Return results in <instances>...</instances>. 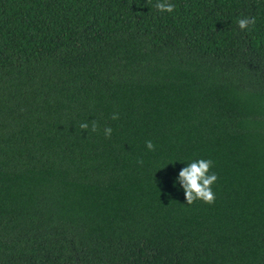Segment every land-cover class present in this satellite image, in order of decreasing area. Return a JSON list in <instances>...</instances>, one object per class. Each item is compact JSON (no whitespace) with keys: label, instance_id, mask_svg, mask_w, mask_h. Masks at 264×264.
<instances>
[{"label":"trees","instance_id":"obj_1","mask_svg":"<svg viewBox=\"0 0 264 264\" xmlns=\"http://www.w3.org/2000/svg\"><path fill=\"white\" fill-rule=\"evenodd\" d=\"M157 2L0 0V264H264V0Z\"/></svg>","mask_w":264,"mask_h":264},{"label":"clouds","instance_id":"obj_2","mask_svg":"<svg viewBox=\"0 0 264 264\" xmlns=\"http://www.w3.org/2000/svg\"><path fill=\"white\" fill-rule=\"evenodd\" d=\"M154 7L158 11L168 13L173 12L175 9V5L168 2V0H163V2H159L158 0ZM237 24L239 29L244 31L249 28L250 24H255V20L249 17H242L237 20ZM112 119H119V114L114 113ZM79 128L81 130H89V128H91V132H97L99 130V124L97 121L93 120L91 121V125L87 122L81 123ZM112 131L111 127L105 128V137L110 138ZM146 147L150 151L155 150V145L150 140L146 142ZM139 163L142 164L143 161L140 160ZM212 166L213 161L211 159L193 160L180 172L179 183L183 184L186 191V204L192 205L197 200L209 205L215 203L216 196L213 191V185L218 180V174L211 171Z\"/></svg>","mask_w":264,"mask_h":264}]
</instances>
